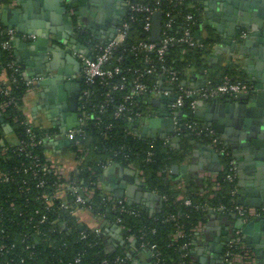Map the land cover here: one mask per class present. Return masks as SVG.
Wrapping results in <instances>:
<instances>
[{"label":"trees","instance_id":"obj_1","mask_svg":"<svg viewBox=\"0 0 264 264\" xmlns=\"http://www.w3.org/2000/svg\"><path fill=\"white\" fill-rule=\"evenodd\" d=\"M127 1L152 3V0ZM161 1V7L170 9L175 17L172 27L167 29L168 34L176 36L180 34L186 12L193 14L195 19L193 29L196 30L197 25L201 23L204 0L195 2L192 8H187L184 4L173 5L167 4L166 0ZM143 16V13H136L134 20L125 18L128 23L125 41L114 50L105 64L106 68L119 66L120 72L107 78L106 82L97 79L93 84H86L82 81L81 89L87 88L90 92L85 105L92 117L84 126V135L72 144L79 162L71 179L82 181V185L93 191L89 200L78 205L74 202V196L66 190H63L62 198L51 199V202L44 199L41 196L43 190L51 192L57 187L56 184L64 182V179L58 180L51 172H46L43 176L46 180L43 187H35L37 178L27 181L31 200H26L27 193L22 191L23 180H28L31 176V172L23 171L26 157L23 152L17 150L16 145L9 146L6 155L2 154L3 146L0 144V170L12 177L11 181L0 183V246L5 245L4 248H0V264H134L128 255V246L122 247L118 243L112 250L106 248L102 237L106 226L100 227V233L96 234L92 229L94 226L79 219L76 210L82 207H87L95 215H102L112 225H116L119 218L124 229L119 231L121 236L117 237L118 240L120 237L134 235L137 243L145 242L148 246H154L159 251V264H178L181 260L185 262L184 264H198L192 255L194 229L197 224L218 204L229 206L236 202V193H232L236 187V176L233 180L226 177L230 162L234 160L228 145L225 146L223 153L218 154L222 169L217 173L215 181L207 179L204 192L184 189L168 177L169 166L181 161L186 155L187 148L195 142L208 144L211 139L205 135L204 130L197 134L199 127L197 128L196 123L187 115L191 109L189 103L192 97L185 98L180 108L183 114L178 116L180 128L174 134L178 137L175 142L171 139L172 135L147 137L139 133L137 129L139 119L148 114L143 95H135L125 101L129 110L115 116L117 106L133 89V81L137 75L135 70L142 71L146 66L143 53L131 50L133 44L141 40H150V32L143 30ZM2 27L0 23V28ZM81 34L88 45L102 44L89 33ZM217 40L218 37L210 33L208 37L199 39L202 46L175 43L167 48L163 63L177 71L178 80L171 85L175 90L181 87L180 80L184 68L188 66L204 68L206 55ZM150 56L153 60L156 59L154 53ZM10 60L16 61L13 53L0 50V62L6 66ZM11 72L12 69L7 67L8 90L10 95L15 97L16 103L9 104L2 110L1 103L9 95L0 92V140L4 138L6 127L20 140H27L29 135L26 133V125L22 122L25 117L21 110L26 86L20 71L14 74L16 81H12ZM225 76L244 79L231 63L225 73L210 74V85L220 83ZM158 78L156 72L145 74L139 80L152 85L158 82ZM120 83H123V87L113 88L114 84ZM108 91L110 97L104 103ZM102 103L105 104L104 108H100ZM128 117H131V120ZM33 131L38 139L45 130L34 127ZM78 147L81 149L77 150ZM29 148L32 153L45 158L46 143L40 142ZM108 162L119 163L122 166L135 164L142 171L144 190L149 194L156 193L160 197L159 207L149 210L140 204L125 203L127 210H120L119 203L110 200L97 186L100 171ZM17 169L20 171L16 172ZM215 182L219 183L217 190L212 189ZM179 195L183 198L179 199ZM185 199H189L191 203L186 205ZM11 200L14 201L13 206L9 204ZM61 203H65L66 207H62ZM43 213L47 217L46 222L39 221ZM60 221L65 223V228L59 226ZM178 227L182 228L185 236L173 242V234ZM67 229H70V232ZM82 231L86 234L85 238H81ZM183 242L189 245L187 255L182 258L179 245ZM231 252L241 250L234 247ZM116 257L124 258L125 262L115 260ZM76 258L79 260L75 261Z\"/></svg>","mask_w":264,"mask_h":264},{"label":"crops","instance_id":"obj_2","mask_svg":"<svg viewBox=\"0 0 264 264\" xmlns=\"http://www.w3.org/2000/svg\"><path fill=\"white\" fill-rule=\"evenodd\" d=\"M206 1L204 0L202 20L199 24V33L196 37L198 39L206 38L211 33L216 35L218 40L213 43L210 52L206 55L203 69L195 66L184 68L180 85L194 91L208 87L210 85V74L217 75L225 72L231 63L238 68L246 81L247 72L250 73L251 78L258 80H261L262 77L264 78V51H261V55L243 52V57H236L237 52L236 50L233 53L231 52L232 45L228 40V42L222 41L223 43H221V40H224L226 30L229 28L227 26L229 16L222 11L219 14L215 7L214 9H210ZM74 3L75 5L77 4L76 1ZM102 3L103 8L100 5L96 6L92 2L86 1L85 5L81 7L82 9L80 10L79 6L75 13L73 10L70 13V9L67 8L66 12L71 14V20H68L67 23L73 29L67 28V23H65L63 18L60 21L57 19V22L52 24L51 13L53 14L54 12L52 7L56 4L55 0H2V4L0 5V23L7 28H9L8 23L10 21L16 20L22 23L25 28L34 29L35 26H38L43 27L42 30H44L45 28L52 27L55 31H58V33H52L48 36L47 46L49 47L47 50L41 51L36 47L30 46L31 42L35 41L36 38L33 33H18L13 28L17 35L12 41V52L16 62L20 66L22 77L34 80L32 88L27 90L22 98L21 110L24 117L39 128L44 130L56 129L61 133L46 144L44 153L51 161L62 166L66 174H71L76 167V152L72 149V144L59 148L56 145L58 141L66 138L62 133L71 129L67 128L68 122H75L76 125L74 127L78 124V110L77 112L71 110L69 105L72 93L74 92V84L77 79H80L81 82L83 81L81 66L73 58L78 60L75 52L84 51L80 47L74 48V40L77 39L80 43L87 46L90 51V46L87 42L78 38V33H83V26L85 27L84 32L91 34L90 23L92 21L98 22L100 32L98 38L91 35L102 42L110 38L108 35L109 28L113 26V21L117 25L126 12V5L120 0H106ZM260 7L264 9V3H258V8ZM263 9L261 10L262 14H264ZM237 10L242 11L239 8H235L234 14H236ZM253 10L255 11V8ZM3 13H5L4 19L6 23L1 21ZM107 16H110L109 20L105 19ZM261 24L262 28H257L256 24L255 26L256 29L264 33V18H262ZM214 25L221 26L223 32L219 33L215 31ZM239 31L237 32V36ZM72 33L76 34V38H73ZM25 34H32L34 38L24 37ZM246 34L247 32L245 31ZM257 37L252 38L255 44H257ZM68 49H71L70 54L66 51ZM52 60H54L58 67L67 72L64 76L63 86L61 87L63 92L61 98L58 97L57 91L52 95L47 94L49 85L40 83L48 75L56 72V70L47 72L49 63ZM44 73L46 77L43 76ZM250 83L253 85L252 82ZM151 96L160 97V101L155 106L144 99L148 112L145 116L147 118L157 116L158 113L164 111V96ZM50 97L53 98V102H49ZM201 100L207 102L209 99H198L195 107H198L197 103ZM205 107L204 104L200 106L202 109H205ZM73 116H77V119ZM146 120H143V117L139 119L137 129L140 134H152L155 130L159 132L158 126L152 128ZM232 137H234L233 140H227L228 143L226 140H223L229 144L236 162V200L238 202L240 199H244L257 204V206L242 204L249 208H262L264 207V139L247 137L246 140H243L240 135ZM3 139L10 144H14L17 141V136L6 127ZM207 145L200 142L193 143L192 146L187 148L184 158L179 162L173 163L184 166V169L173 172L171 170L172 164L168 168V177L184 189L189 188V190L196 192H204L206 190L207 179L215 181L217 173L223 167L220 156L217 155L216 157L214 152L207 150L205 148ZM120 166L122 165L115 162L106 163L100 171L97 186L105 194L113 198L124 199L129 204H140L149 210L158 208L159 199L153 193L149 194L141 185L143 177L139 168L135 164L123 166L124 169ZM215 184L216 182L212 186L213 190H217L215 189ZM115 192H121L123 194L122 197H115ZM76 215L81 221L90 226H106L102 237L103 243L108 250H112V248H115L120 243L122 247L128 246L127 252L134 257L135 264H148V255L138 250L133 242L124 239L125 237H120L118 240L117 237L121 236L119 231L115 229L114 225L104 219L102 215H95L87 208L77 209ZM263 218L264 215L249 219L255 220V224L250 229L249 234H243V241L248 250V255L245 257L240 255L233 256V264H264V220L260 222ZM236 223V218L224 213L210 211L206 214L205 218L194 229L192 255L198 264H224L226 260L225 250L236 230L234 229ZM246 236L249 237V242H247ZM219 245L222 253L213 250L215 246Z\"/></svg>","mask_w":264,"mask_h":264},{"label":"built area","instance_id":"obj_3","mask_svg":"<svg viewBox=\"0 0 264 264\" xmlns=\"http://www.w3.org/2000/svg\"><path fill=\"white\" fill-rule=\"evenodd\" d=\"M167 4H173V5H186L187 8H192L195 4V2H198L199 0H166ZM2 4V0H0V5ZM162 1L161 0H152V3H141V2H129L125 1L126 5V12L125 15L121 18L119 23L115 27L114 34L107 40L102 41V44H95V45H89L90 46V55H86L84 52H75V55L77 56L80 66H81V75L82 80L86 84H93L95 80L99 79L101 82H106L105 80L107 78L112 77L114 74H117L120 72L119 66H114L113 68H106L105 64L112 56L114 50L125 41L126 35H127V28L128 23L125 18H128L129 20L136 19L135 14L136 13H143V30L144 32H151L152 24H153V15L155 12H160L162 15L161 19V37L158 41H152L150 40H141L137 42L136 44H133L131 46V50H134V52H142L143 53V59L146 62V66L143 68L142 71H139L138 69L135 70L136 72V79L133 81V89L129 95L125 96V100L121 102L116 110H115V116H120L124 111L129 110V108L125 105V101L130 100L133 98V96L137 95H162L166 98L173 97L174 100L170 103V115L173 117L174 122L177 126L176 132L180 128L179 122H178V115L176 112L181 108V106L184 104V99L187 97H192L190 100V108L193 109L196 105V102L198 99H212V98H218V97H234L237 94L240 93H247L254 89V86L246 81L245 79H233L228 76H225L223 80L215 85H209L208 87L202 88L200 90L194 91L188 88H185L183 86L177 87L175 90L171 85L175 84L178 80V74L177 71L169 66H167L165 63H163V56L167 50V48L175 43L180 44H187L188 46H202V43L199 42V39L195 36V29H193V25L195 24V19L193 17V14L191 12H186L183 17V22L181 24V32L178 36L171 35L167 33V29H170L174 22V15L172 14L170 9H167L166 7H161ZM199 25V24H198ZM16 32L12 28H7L3 26L0 28V50H6L12 52V41L16 36ZM245 36V31L240 30L238 33V38H242ZM24 37L27 38H34V35L32 34H25ZM155 54L156 59L153 60V58L150 56V54ZM119 59V58H118ZM160 62V64H157V62ZM11 68L12 72L10 74V77L12 81H16L15 72L20 71L19 64L14 61L10 60L7 62L6 66L0 62V92L6 94L9 97L4 100L1 103V109L4 110V108L12 103H16V99L14 96L10 95V92L8 90V78L6 75V68ZM158 73L159 78L158 82L154 83L152 85H148L145 82H142L139 80L140 77H142L145 74H151V73ZM23 82L26 86V91L32 88L34 80L33 79H24ZM123 87V83L120 84H114L113 88ZM90 92L87 88L81 89L80 97H79V103H78V124L76 127L68 129L66 132H63L62 135L68 139L77 138L75 143L78 141V139L84 135V126L88 123L89 119L92 117V115L87 111L85 101L88 99ZM106 99L104 103H106L109 100L110 93L109 91L105 94ZM102 103L100 105V108H104L105 104ZM136 115H139V113H135ZM141 116L142 117H145ZM128 119L131 120V117H128ZM26 125V133L29 135V139L27 140H20L17 138V141L14 144H10L4 139L0 140V144L3 146L2 154L6 155L7 148L9 146H17L19 152H23L24 156L26 157V165L24 166L23 171L31 172L30 178L23 180V186L22 191L27 193L26 200H31L30 195H28L30 192V186L27 184V181L31 179H38L35 183V187H43L46 183V180L44 179V175L46 172H51L53 175L56 176V178L64 179L63 183L56 184L57 187H55L51 192H46L45 190L42 191L41 196L44 199H47L49 202H51V199H57L62 198L63 196V190H66L70 192L74 196V202L78 205H82L84 201L89 200L92 195L93 191L89 188H87L85 185H82V181L79 180H73L71 179L72 174L75 172V169L71 174H66L62 168V166L54 163L50 160L49 157L45 156V158H41L37 154L32 153L31 149L29 147H33L37 145L40 142L48 143L54 139L55 136L60 135L61 133L57 130L55 131H47L45 130L42 132L37 139L35 132L33 131L34 127H37L33 125L30 121H28L26 118L22 121ZM199 127V131H197V134H200L203 130L205 135H208L211 139L208 145L218 153L221 154L225 151V146L227 143L220 137V135H215L216 132L210 127ZM39 128V127H38ZM42 129V128H39ZM6 143L8 145H6ZM81 147H78L77 150H80ZM76 152V151H75ZM76 163L78 164L79 160L77 159L76 154ZM229 172L227 173V179L233 180V178L236 176V162L235 160H232L230 162V167L228 168ZM20 169H17L16 172H19ZM141 175L142 171L139 169ZM12 177L0 170V183L11 181ZM219 188V183L216 182L215 189ZM233 194L236 193V187L232 191ZM39 196L36 197L38 199ZM108 198L110 200H115L119 203L120 210H127V207L125 203H128L124 199H117L113 198L108 195ZM179 199H182L183 196L179 195ZM66 203V202H65ZM65 203H61L62 207H66ZM184 203L186 205H189L191 201L189 199H185ZM10 206L14 205V201H10ZM129 204V203H128ZM87 208V207H82ZM88 209V208H87ZM210 211L213 212H220L224 214H234L237 217H239L243 222H247L249 219L254 217H259L264 215V207L259 209L249 208L246 207L240 203L233 202L229 206L225 204H218L217 206L210 209ZM37 212V211H36ZM40 222H46L47 217L43 213L40 216L39 219ZM59 226L62 228H65L64 222H59ZM116 226L123 231L124 226L121 223V220L117 218L116 220ZM94 232L96 234L100 233V227L94 226L92 227ZM68 232H70V229H67ZM124 236V234H123ZM185 236L184 232L181 227H178L176 232L173 234V242H177L179 238ZM86 234L82 231L81 232V238H85ZM125 239L133 242V244L138 248V250L143 251L148 255L149 258L148 264H159V251H157L154 246H148L145 242H136V238L134 235H130V237L124 236ZM188 243L183 242L179 245V250L182 252L181 257H185L188 253ZM5 245H1L0 248H4ZM239 248L241 252H231L232 248ZM128 255L132 258L133 263L134 257L128 253ZM226 260L224 261V264H233V256L240 255L242 257H245L248 255V250L246 249L242 237V233L240 229H236L234 231L233 237L231 238L230 242L228 243L226 250H225ZM147 258V259H148ZM23 261L24 258H21ZM79 259L76 258L75 261H78ZM117 261L124 263L125 259L121 257H116ZM185 262L181 260L178 264H184Z\"/></svg>","mask_w":264,"mask_h":264},{"label":"water","instance_id":"obj_4","mask_svg":"<svg viewBox=\"0 0 264 264\" xmlns=\"http://www.w3.org/2000/svg\"><path fill=\"white\" fill-rule=\"evenodd\" d=\"M56 4L52 7L54 9L52 16V24L57 22V19L60 21L61 18L65 21V23L68 22V20H71V12L78 9L80 6V10L82 9L86 3V1L92 2L96 6L100 5L101 8L104 6L102 5L103 1L106 0H55ZM76 1V5L75 2ZM58 2V3H57ZM206 3L209 5L210 9H214V7L217 9V12L221 14V11L224 12L226 15L229 16V23L227 26L229 27L226 30V34L224 37V40H221V43L227 40L231 43L232 49L231 52L236 50L237 55L236 57H243V52H251L254 55H261V51H264V33L263 31H260L257 28H262V18H264V14H262L261 7L258 8V3H264V0H207ZM205 3V4H206ZM50 8V7H48ZM67 8L70 9V13L68 14ZM239 8L242 11L236 12L234 14V9ZM255 8V11L253 10ZM95 9V8H93ZM73 10V11H71ZM264 10V9H263ZM6 12V11H5ZM64 13V14H62ZM4 14L2 16V22H5ZM230 14V15H229ZM69 15V16H68ZM260 18V19H259ZM106 20L110 19V16H107L105 18ZM161 19L162 15L160 12H155L153 15V24L150 32V39L152 41H158L161 37ZM54 20V21H53ZM101 22V20H100ZM256 24V26H255ZM91 30L90 33L95 37L98 38L99 35V25L98 22L92 21L90 23ZM215 26V25H214ZM9 28H14L18 33H33L35 35V41L31 42L32 47H36L37 49L41 51H45L48 49L49 46H47L49 35L52 33H58V31H55L52 27L45 28L42 30L43 27L35 26L34 29L31 28H25L24 25L20 22H17L16 20L10 21L8 23ZM105 27V26H104ZM116 23L113 21V26L109 28V36L111 37L115 32ZM199 25H197V28L195 30V36L199 33L198 30ZM67 28L73 29L71 25H68ZM96 28V29H95ZM215 31L222 33L223 30L221 26L217 25L214 27ZM94 29V30H93ZM240 29H244L247 34L245 37L237 38V32ZM85 31V27L83 26L82 32ZM60 36V35H58ZM73 38H76V34L72 33ZM255 36L257 37V44L252 40ZM223 41V42H222ZM227 41V42H228ZM232 41V42H231ZM75 46L74 48L80 47L83 49L84 53L86 55H90L89 48L85 46L84 44L80 43L77 39L74 40ZM260 44V45H259ZM257 46V48H255ZM68 54L71 53V49L66 50ZM71 60V59H69ZM73 60L80 64L79 61L75 58ZM49 67L47 68V72L56 70L55 73L48 75L46 77V74L44 73L43 76L46 77L44 80H42L41 84H47L49 85V90L46 92L49 95H52L55 91L59 94L58 97L61 98L62 96V89L63 86V80L64 76L67 74L65 70L58 67L54 60L50 61ZM237 68V67H236ZM238 69V68H237ZM46 72V73H47ZM39 73V72H37ZM225 73V72H224ZM247 81L252 82L254 89L247 93H240L237 94L234 97H218V98H212L209 99L207 102L205 101H198L197 106L193 109H190L187 112L188 117L193 120L197 126L201 127H210L216 131L220 135V137L224 140H233L234 137L232 136H241L243 140H246L247 137L249 138H258L263 140L264 139V78L262 77L261 80L251 78L250 73L247 72ZM81 80L77 79L76 83L74 84V88L77 89L78 93L77 96L80 97L81 93V86H80ZM52 97V96H51ZM49 99V102H53V98ZM162 98V97H161ZM144 99L151 103L152 105L159 104L160 97H152L148 94L144 95ZM164 100V111L162 113H158L157 116H151L149 118L143 117L144 119H147L149 126L157 127L158 131L155 130L152 134H141L143 136L147 137H154V136H160V137H166L168 135H172L171 138L172 141H177L178 137L174 136L176 133L177 126L174 122L173 117L170 115V103L174 100L173 97H163ZM75 101H73V104ZM77 103V102H76ZM201 104V105H200ZM204 104L205 109L200 108ZM206 104V105H205ZM76 105V104H75ZM71 110L76 111L78 110V104L75 107H70ZM176 114L178 116L183 114V110L179 109ZM79 115V112L77 113ZM74 117V116H73ZM77 119V116H75ZM74 117V118H75ZM76 125L75 122L67 123V128H72ZM77 138H64L57 142V147L62 146H68L70 144L75 143ZM194 142V141H192ZM228 143V142H227ZM229 146V144H227ZM207 150H210L215 153V156L217 157V152L214 150V148L210 147L209 145L205 146ZM118 165V164H117ZM122 169H124L123 166H120ZM184 169V166H179L176 164H173L171 166V170L173 172L182 171ZM144 186V184H141ZM129 192V191H127ZM121 192H115V197H122ZM157 199L160 197L157 194H154ZM240 204L244 205H256L255 203L248 202L247 200L240 199L238 201ZM230 215L237 219V223L234 226V229H240L243 234L247 235L250 232V229L254 226L255 220H249L248 222H243L239 217H237L234 214H226ZM264 218L260 220V222H263ZM115 229L117 231H120V229L114 225ZM247 242H249V237L246 236ZM215 252L222 253V249L219 246H215L213 248Z\"/></svg>","mask_w":264,"mask_h":264},{"label":"flooded vegetation","instance_id":"obj_5","mask_svg":"<svg viewBox=\"0 0 264 264\" xmlns=\"http://www.w3.org/2000/svg\"><path fill=\"white\" fill-rule=\"evenodd\" d=\"M123 4H125L126 0H120ZM204 2V1H203ZM238 38V37H237ZM239 39V38H238ZM80 86H82V82L80 83ZM74 88V87H73ZM78 90L74 88V92L72 93V99L70 100V105L69 107H75L77 106V104L79 103V96H77V92ZM73 101H75V103L73 104ZM77 102V103H76ZM76 104V105H75Z\"/></svg>","mask_w":264,"mask_h":264},{"label":"rangeland","instance_id":"obj_6","mask_svg":"<svg viewBox=\"0 0 264 264\" xmlns=\"http://www.w3.org/2000/svg\"><path fill=\"white\" fill-rule=\"evenodd\" d=\"M82 37H83L82 34L79 32L78 33V38H80V40H83ZM83 41H85V40H83Z\"/></svg>","mask_w":264,"mask_h":264}]
</instances>
